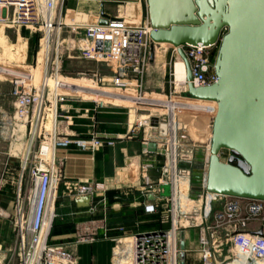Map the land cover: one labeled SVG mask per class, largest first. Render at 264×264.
<instances>
[{
	"label": "built area",
	"instance_id": "obj_1",
	"mask_svg": "<svg viewBox=\"0 0 264 264\" xmlns=\"http://www.w3.org/2000/svg\"><path fill=\"white\" fill-rule=\"evenodd\" d=\"M64 2L0 0V24L41 33L35 62L26 64L24 69L15 73L0 72L2 77L9 78L11 85L14 140L21 135L22 128L26 150L19 165L12 213L17 264L76 263L71 251L50 239L61 181L58 151L75 147L94 153L103 146H113L115 140L102 136L97 118V114L107 107L124 108L127 117L131 110L147 113L131 124L128 136H137L142 131L143 153L162 155L164 161L156 181L148 173L152 164H140L138 173L142 189L151 195L163 192L165 187L168 191L161 198L166 207L168 227L130 236L128 248L117 246L113 264H185V259L179 257L186 250L180 247V233L187 228L198 230L200 264H252V261L264 264V232L251 229V223L256 220L264 223V200L208 192L205 179L211 137L197 142L188 139L186 129L179 123L180 113L185 108L170 109L160 104L162 100H171L175 94L186 101L198 100L187 96V77L180 86L176 85L175 61L181 59L185 63L178 47H171L168 92L164 98L156 97L144 88V76L152 62L151 46L154 49L156 43L150 37L152 27L147 16L142 22L107 18L105 22L79 23L73 19L71 40L77 42L78 56L103 62L114 69V74L103 77L93 73L90 77L68 78L61 69V47L64 44L61 32L68 26L63 24V13L59 10L64 8ZM78 31L82 36H78ZM48 32L53 35L52 41L45 59H39ZM180 48L188 61L194 86L216 81L214 63L218 43L181 44ZM74 102L91 103L92 107L73 105ZM208 109L212 112L207 114H212L213 118L216 106ZM71 110L76 114H88L86 135L62 128L63 122L72 118ZM146 126L152 129L151 135L144 133ZM151 141L156 143L158 151L147 149ZM197 149L204 153L203 179L201 193L193 198L192 169ZM186 163L190 166L187 167ZM181 184L185 186L184 190H181ZM101 191L103 187L93 181H75L71 186V192L77 196H92ZM216 201H219L218 207L214 205ZM145 210L153 212L154 204H146ZM8 215L0 206V216ZM93 240L89 236L76 242Z\"/></svg>",
	"mask_w": 264,
	"mask_h": 264
},
{
	"label": "water",
	"instance_id": "obj_2",
	"mask_svg": "<svg viewBox=\"0 0 264 264\" xmlns=\"http://www.w3.org/2000/svg\"><path fill=\"white\" fill-rule=\"evenodd\" d=\"M146 2L151 39L178 47L185 61L187 96L216 103L211 122L206 190L264 200V0ZM215 43H218L214 63L216 81L194 86L180 45ZM153 59L151 46L150 60ZM147 149L158 151L154 141L148 143ZM223 151L227 153L226 159L221 158ZM203 154L202 149H197L192 169L193 198L202 191ZM129 178H137V169ZM214 205L218 207L219 201ZM180 237V247L184 249L183 232ZM179 257L184 260L185 253L182 251Z\"/></svg>",
	"mask_w": 264,
	"mask_h": 264
},
{
	"label": "crops",
	"instance_id": "obj_3",
	"mask_svg": "<svg viewBox=\"0 0 264 264\" xmlns=\"http://www.w3.org/2000/svg\"><path fill=\"white\" fill-rule=\"evenodd\" d=\"M64 3L68 13L69 11L75 12L72 18L79 23L102 22L107 18L142 22L147 16L146 0H78V2L77 0H66ZM1 83L6 88V80L1 81ZM10 87L11 85H9L8 93ZM147 87L145 83V91L149 92ZM163 91L164 88L161 87L159 92L151 93V95L162 97L160 92ZM73 105H82L84 108L92 107L91 103L78 104L74 102ZM120 109L107 107L97 114L100 122L99 130L106 137L115 140L113 146H103L94 153L81 151L75 147L58 151V158L61 163V181L55 202V217L50 239L55 243L63 244L71 251L76 258L75 264H113L114 251L117 246L111 245L109 240L111 237L123 235L130 237L145 230L163 229L167 225V213L164 207L165 214L156 215L160 212L158 204L164 203L161 198L167 194V189L151 195L145 191V188L142 189L143 186L138 173L140 164L149 162L152 167L148 173L150 178L156 181L164 161L163 156L156 153H143L142 131L137 136H128L130 126L136 120L133 121L132 117H127L126 109ZM69 113L72 114V118L67 123L64 121L62 128L67 132L86 135L89 123L88 114L85 112L76 114L72 110ZM118 114L125 116L120 120L116 118ZM144 133L147 134V131ZM23 136L22 130L21 136L15 140V145H19ZM13 147L14 145H12V149ZM24 152L26 153V150ZM7 155L9 157L5 164L10 167L9 170L12 175H9V170H7L8 173L5 174V177L8 178L6 180L12 182L17 179V176L12 172L13 165L17 166V161L9 151ZM130 159H136V179H130L128 176V161ZM75 181L96 182L103 187V191L92 196H77L71 192L72 183ZM10 189L0 186V206L8 213L14 210V192L16 191L12 187ZM9 199H13V208L9 207ZM146 204H154L155 210L147 212L145 210ZM83 224L88 226L85 228L87 233L79 230ZM116 226L121 227L123 234L94 238V242H79L80 244L76 242L78 237L93 235L92 229L97 228L102 231L101 234L105 235L107 229L113 230L116 229ZM11 228L13 229L8 220L0 218V245L9 240ZM251 229L264 232L255 222L251 223ZM183 234L186 248L185 264H200L198 230L187 228Z\"/></svg>",
	"mask_w": 264,
	"mask_h": 264
},
{
	"label": "rangeland",
	"instance_id": "obj_4",
	"mask_svg": "<svg viewBox=\"0 0 264 264\" xmlns=\"http://www.w3.org/2000/svg\"><path fill=\"white\" fill-rule=\"evenodd\" d=\"M66 1V0H65ZM78 2V0H77ZM65 6V3H64ZM75 15V12L73 11H67V8H63V21L68 24V26H65L62 29L61 32V38L64 40V44L61 47L62 50V61H61V69L62 74L68 78H77V77H90L93 73H97L99 76L103 77H109L114 74V69L107 67L105 63L98 62L94 60H87L84 58H81L77 54V42L75 40H71L72 37V26L69 24L72 21L73 16ZM74 23V22H73ZM1 26L0 30V65H4L6 67H12L14 69H24L25 65L28 63L35 62L37 57V51L39 50V42L41 38L40 32H33L26 28H17V27H8V26ZM78 36L80 37L81 33L80 31L77 32ZM82 36V35H81ZM80 39V38H79ZM171 47H165L163 45H157L155 46V50H157V61L151 62L146 70L145 76H144V85L147 84V93L153 94L155 92H159L161 87L164 88L163 92H160L162 95V98L165 97L164 94L168 92V80H169V73H170V64L169 56L171 53ZM6 80V88L2 86L1 81ZM9 78L2 77L0 75V186L6 187L8 190L12 187L14 188V191L16 190V182L15 181H9L5 177V174L12 175L10 172L8 166H6V160L9 157L7 155L8 151L11 155H13L14 158H16V164L17 166L13 165L14 175L17 176L19 173V165L21 163L23 151H24V143L25 139H21L19 141V145H15L14 135L12 134V131L14 132V125L15 121L13 120V99L10 97L8 93L9 89ZM178 94H175L173 97H178ZM119 110H121L119 108ZM183 112H190L187 109L183 110ZM155 113V112H154ZM200 117L207 118L208 123L207 127L205 128L204 135H207L211 132V126L210 122L212 120V114H207L205 112H198ZM147 115L145 111H138L134 112L133 110L130 111L129 117L133 118V121L143 118ZM124 114H118L116 115L117 119L122 120L124 118ZM209 116V117H208ZM130 123H132L129 120ZM184 129H186L184 127ZM190 129H186L188 139H192L193 141H205L209 136L207 135L206 139H197L194 138L191 135ZM146 131L148 135L152 134V129L149 128V126H146ZM209 131V132H208ZM12 145H14L12 149ZM226 151H223L221 153V156L223 159H226ZM7 168V169H6ZM7 170H9L7 172ZM16 173V174H15ZM6 180V181H5ZM11 190V189H10ZM16 191L14 192V194ZM13 196V195H12ZM10 205L9 207L13 208V199H9ZM165 203L158 204V208L160 212H158L156 215H159V213L165 214L166 208ZM12 211L9 212L8 216H0V218H4L8 220L11 225L12 223ZM257 223L258 227H261L264 230V223L260 220L254 221ZM169 223H167L166 227H168ZM13 227V226H12ZM88 227L86 225H81L79 230H83L84 233H87L85 231V228ZM120 227V226H119ZM109 229L105 231V233L108 232ZM93 235H91L93 238L97 239L99 238V235H102V231L99 229H92ZM11 235L9 240L5 241V243L0 245V264H17V255L15 251V240L13 236V229L11 228ZM80 237H78L79 239ZM129 235H123L119 237H111L110 242L112 246H119V247H129ZM93 240L92 242H94ZM80 244V243H79ZM76 244V245H79ZM252 264H258L257 262H253Z\"/></svg>",
	"mask_w": 264,
	"mask_h": 264
},
{
	"label": "bare ground",
	"instance_id": "obj_5",
	"mask_svg": "<svg viewBox=\"0 0 264 264\" xmlns=\"http://www.w3.org/2000/svg\"><path fill=\"white\" fill-rule=\"evenodd\" d=\"M61 6H59L60 8ZM60 12L63 13V9H59ZM63 16V14H62ZM73 20V19H72ZM63 24L68 25L66 22H63ZM73 24L71 22L69 25ZM2 25V24H0ZM2 26H7V25H2ZM1 30V26H0ZM53 35L51 32L45 35V38L42 42V48L39 51V59H45L46 54H47V48L50 44V41H52ZM1 39V38H0ZM2 40V39H1ZM3 41V40H2ZM157 45H163L165 47H172L173 45L167 42H161V43H155L154 45V60L157 61L158 58L157 56V50H155V46ZM17 69H14L12 67H6L4 65H0V72H8V73H15ZM174 74H175V81L177 87L180 86V84L186 79V65L181 59H177L174 64ZM161 105H165L170 109L174 108H185L190 112H181L179 116V123L181 127H185L186 129H190L189 131L191 132V135L194 138L197 139H206L207 137H211V132L207 135H204L205 128L207 127L208 119L207 118H202L200 117L201 114L198 112H205V113H211L212 110L208 109L209 106H216V103L209 102V101H201V100H189L186 101L182 98L179 97H173L171 100H162L160 101ZM205 127V128H204ZM22 131L23 129L20 128ZM24 132V130H23ZM209 132V131H208ZM21 136V135H19ZM18 136V137H19ZM207 136V137H206ZM18 137L16 139H18ZM15 139V140H16ZM26 154V153H24ZM24 164V160H23ZM128 166H129V176L132 177L136 174V159H130L128 161ZM181 190L185 189V186L183 184L180 185Z\"/></svg>",
	"mask_w": 264,
	"mask_h": 264
},
{
	"label": "trees",
	"instance_id": "obj_6",
	"mask_svg": "<svg viewBox=\"0 0 264 264\" xmlns=\"http://www.w3.org/2000/svg\"><path fill=\"white\" fill-rule=\"evenodd\" d=\"M123 234L121 227L116 226V229L113 230H108L107 233H105V235H99L98 237H105V236H117V235H121Z\"/></svg>",
	"mask_w": 264,
	"mask_h": 264
}]
</instances>
